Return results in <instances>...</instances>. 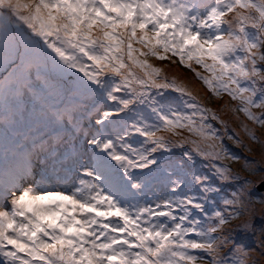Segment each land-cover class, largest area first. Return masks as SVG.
Here are the masks:
<instances>
[{
	"label": "snow or ice",
	"instance_id": "snow-or-ice-1",
	"mask_svg": "<svg viewBox=\"0 0 264 264\" xmlns=\"http://www.w3.org/2000/svg\"><path fill=\"white\" fill-rule=\"evenodd\" d=\"M149 57L264 130V0H0V264H264V132Z\"/></svg>",
	"mask_w": 264,
	"mask_h": 264
},
{
	"label": "rangeland",
	"instance_id": "rangeland-1",
	"mask_svg": "<svg viewBox=\"0 0 264 264\" xmlns=\"http://www.w3.org/2000/svg\"><path fill=\"white\" fill-rule=\"evenodd\" d=\"M137 47L139 46L137 45ZM173 59H175L177 62L172 63L169 60L160 61L152 57H149V62L156 65L157 67L163 68L165 74L169 77L175 76L178 81L183 82L188 87V89L193 92L194 95L199 97L204 106L211 108L217 112V114L220 116V119L224 120L227 123L230 133L232 129H235V131L239 133L240 137L245 143L252 144V146L258 151L259 145L253 144L251 141L248 140V137L243 130L241 122L248 124L249 127L255 128L258 135H261L264 130H261L257 126L253 125L252 122L248 121L242 113H232L231 107L236 102L231 101L230 97H228L226 93L220 96L213 95L212 92L207 88V86L203 84V81L196 79L194 73H192L187 67L179 63L178 58ZM193 66L196 67V69L200 71L203 75L210 76V73L206 72L200 66L195 65L194 63ZM254 111L259 110L255 109ZM213 123L217 128H221V125L218 122L213 121ZM221 131H223L222 128ZM187 135L188 134L185 132L184 136ZM262 138H264V135H262ZM224 143L228 145L232 153L239 156L248 155L243 149V147L233 144L226 138L224 140ZM187 147H191V145H187ZM226 163H230L231 167H233L234 169H238L240 167L239 162L226 161Z\"/></svg>",
	"mask_w": 264,
	"mask_h": 264
}]
</instances>
